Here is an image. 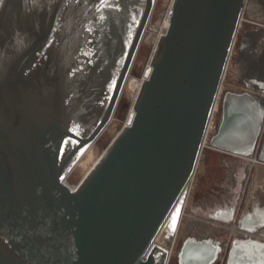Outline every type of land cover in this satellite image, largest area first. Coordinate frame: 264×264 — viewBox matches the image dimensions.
Wrapping results in <instances>:
<instances>
[{
  "label": "water",
  "instance_id": "obj_1",
  "mask_svg": "<svg viewBox=\"0 0 264 264\" xmlns=\"http://www.w3.org/2000/svg\"><path fill=\"white\" fill-rule=\"evenodd\" d=\"M157 0H0V264H168L201 156H246L264 102L226 92L247 0H173L128 121L72 189L107 129ZM173 223L172 236L164 238ZM221 241L187 236L180 264ZM264 264L235 239L229 264Z\"/></svg>",
  "mask_w": 264,
  "mask_h": 264
},
{
  "label": "flooded vegetation",
  "instance_id": "obj_2",
  "mask_svg": "<svg viewBox=\"0 0 264 264\" xmlns=\"http://www.w3.org/2000/svg\"><path fill=\"white\" fill-rule=\"evenodd\" d=\"M257 26L260 28L246 33L245 54L248 59L246 64L241 66L239 80L245 86V90L251 89L264 102V25ZM217 152L232 157L230 161L223 159L220 165V172L224 177L221 187L225 189V194L216 191L219 197L214 195L213 200L209 201L205 198L198 211L203 225L210 229L214 228V233L201 232L193 236L199 238L206 236L221 241L222 251L213 264H229V252L235 239L245 238L264 243V118L261 133L252 153L240 156ZM186 208L187 203L168 264H180L177 253L186 238L176 251L175 248ZM172 227L173 223L164 235L167 242L171 241L169 239L172 236ZM227 229L230 230V234L225 231Z\"/></svg>",
  "mask_w": 264,
  "mask_h": 264
},
{
  "label": "rangeland",
  "instance_id": "obj_3",
  "mask_svg": "<svg viewBox=\"0 0 264 264\" xmlns=\"http://www.w3.org/2000/svg\"><path fill=\"white\" fill-rule=\"evenodd\" d=\"M173 0H157L151 21L144 35L141 47L136 57L135 63L131 70L130 76L125 85L121 100L113 117V120L101 135V137L91 147V159L86 162L87 165L83 169H75L72 171L67 179L69 186L74 187L81 182L86 173L92 168L96 161L100 158L102 153L115 139V137L121 132L126 125L131 109L133 107V101L136 93V85L143 79L145 71L149 65L150 59L153 53V42L161 32V27L167 13L171 9ZM254 22L255 24H251ZM258 25H264V0H247L245 10L243 13V20L237 36L236 45L231 55V59L227 68L225 79L223 82V89L221 92L220 100L217 110L215 112L210 136H212L218 127L221 116L222 99L226 92H243L245 86L240 82L239 77L241 74V66L247 62L246 50V33L250 30L260 28ZM129 88V89H128ZM129 90V91H128ZM135 91V92H134ZM129 95V96H128ZM133 99V100H132ZM93 156V157H92ZM230 161L232 157L205 148L201 156V160L191 185L190 193L188 196L186 215L184 216L180 231L178 234L177 245L175 251L180 247L181 242L187 236L198 235L201 232L208 234L214 233V228H207L203 225L201 218L198 214L202 202L213 200V196H218L215 192L225 194V189L221 187L224 177H222L220 169L222 160ZM81 172V173H80ZM220 229V228H219ZM223 230V229H221ZM229 232L230 230H225ZM230 236V235H229ZM231 237V236H230ZM162 238V243L163 239ZM221 264V263H220Z\"/></svg>",
  "mask_w": 264,
  "mask_h": 264
},
{
  "label": "bare ground",
  "instance_id": "obj_4",
  "mask_svg": "<svg viewBox=\"0 0 264 264\" xmlns=\"http://www.w3.org/2000/svg\"><path fill=\"white\" fill-rule=\"evenodd\" d=\"M169 14H170V11L167 13V15H166V17H165V19H164V22H163V24H162V27H161V32L159 33V35L157 36V38L155 39V41L153 42V50L155 49V47H156V45H157V42H158V39H159V37H160V35L161 34H163L165 31H166V29H167V27H168V25H169V20H168V16H169ZM149 64H150V62H149ZM149 66V65H148ZM140 82L138 83V85H136V95H135V98H134V101H135V99H136V96H137V93H138V91H139V89H140V86H141V83H142V80L143 79H141L140 78ZM129 89V88H128ZM129 91V90H128ZM135 92V91H134ZM129 96V95H128ZM133 100V99H132ZM134 101H133V103H134ZM133 105V104H132ZM132 110V109H131ZM211 128H212V122L210 123V127H209V130H210V132H211ZM91 149V148H90ZM90 149L88 150V152L85 154V156L81 159V161L77 164V166L74 168V170L75 169H83L84 168V166L85 165H87L89 162V160L91 159V153H90ZM93 157V156H92ZM239 159V158H238ZM244 159H245V157H244ZM86 162H88L87 164H86ZM91 170V167H90V169H89V171ZM88 171V172H89ZM87 172V173H88ZM81 173V172H80ZM87 173H86V175H87ZM85 175V176H86ZM84 176V177H85ZM80 183V182H79ZM76 187L77 186H74V187H72V189H76ZM250 208V207H249ZM248 210H250V209H248ZM245 228V227H244Z\"/></svg>",
  "mask_w": 264,
  "mask_h": 264
}]
</instances>
